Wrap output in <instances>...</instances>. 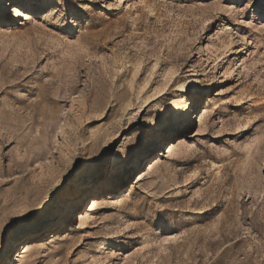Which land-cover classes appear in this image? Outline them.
Returning a JSON list of instances; mask_svg holds the SVG:
<instances>
[{"label": "rangeland", "instance_id": "rangeland-1", "mask_svg": "<svg viewBox=\"0 0 264 264\" xmlns=\"http://www.w3.org/2000/svg\"><path fill=\"white\" fill-rule=\"evenodd\" d=\"M0 264H264V0H12Z\"/></svg>", "mask_w": 264, "mask_h": 264}, {"label": "bare ground", "instance_id": "bare-ground-1", "mask_svg": "<svg viewBox=\"0 0 264 264\" xmlns=\"http://www.w3.org/2000/svg\"><path fill=\"white\" fill-rule=\"evenodd\" d=\"M12 3V0H0V12L7 6L9 7ZM195 86V80L194 79H187L182 87L187 88H193ZM162 90V88L157 89L155 92L158 93ZM210 91L209 85H204L202 87H198L196 91L193 93V96L189 97V99L186 101L182 100L181 97H174L172 102V107L170 110L169 115L163 119L160 123V126L165 130L166 135L175 133L178 128H183L186 126L187 121L191 118L192 114L194 113V104L196 103V99H199L202 94L207 93ZM149 98V97H148ZM145 152H142L141 155H145ZM129 162H126L122 165V167L119 169L117 174L124 175L125 174V167H129ZM80 188V187H78ZM80 196V195H79ZM78 191L74 190L72 197L70 198L72 201L66 205L67 210L73 208L76 204V201L79 199ZM79 201V200H78ZM96 204V201L92 199V205H90L89 209H92L94 205ZM58 210V209H57ZM22 252H18L16 254V257L14 259L15 263L19 262L21 258L23 257V254L27 250V245L24 244L22 247Z\"/></svg>", "mask_w": 264, "mask_h": 264}]
</instances>
